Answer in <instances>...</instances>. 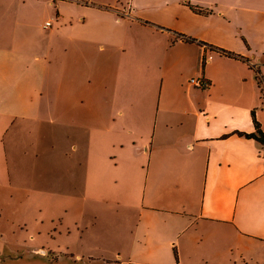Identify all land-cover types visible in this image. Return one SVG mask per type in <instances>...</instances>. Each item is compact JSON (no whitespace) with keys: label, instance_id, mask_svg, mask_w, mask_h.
<instances>
[{"label":"crops","instance_id":"crops-1","mask_svg":"<svg viewBox=\"0 0 264 264\" xmlns=\"http://www.w3.org/2000/svg\"><path fill=\"white\" fill-rule=\"evenodd\" d=\"M0 264H264V0H0Z\"/></svg>","mask_w":264,"mask_h":264},{"label":"rangeland","instance_id":"rangeland-1","mask_svg":"<svg viewBox=\"0 0 264 264\" xmlns=\"http://www.w3.org/2000/svg\"><path fill=\"white\" fill-rule=\"evenodd\" d=\"M41 140H43V137H42ZM43 144L44 143L42 142V147H43ZM44 164H45V160H42L41 164H40L41 176H40V183H39V187H40V189L42 191L47 190L48 183H49L48 175H47V167H48V165H44ZM24 185L26 187L29 186V182L27 181V179H25ZM46 200H47V198H45V199L42 198L41 199L40 208L39 209H35L32 212L31 221H33V222L36 221V220L40 221L41 222V226L48 227V225L50 224L49 222L53 218H51V212L49 210L50 207H49V204L47 203ZM25 223H27L26 219H25ZM34 232H35V235H37L36 231H34ZM28 234H30V231L25 232V236H27Z\"/></svg>","mask_w":264,"mask_h":264},{"label":"built area","instance_id":"built-area-1","mask_svg":"<svg viewBox=\"0 0 264 264\" xmlns=\"http://www.w3.org/2000/svg\"><path fill=\"white\" fill-rule=\"evenodd\" d=\"M51 25V21L50 20H47L45 22V26H49ZM189 82L193 85H196L198 87H206L209 85V82L206 78L202 77V76H195V77H191L189 79Z\"/></svg>","mask_w":264,"mask_h":264},{"label":"trees","instance_id":"trees-1","mask_svg":"<svg viewBox=\"0 0 264 264\" xmlns=\"http://www.w3.org/2000/svg\"><path fill=\"white\" fill-rule=\"evenodd\" d=\"M255 125H256V130H258L259 129V126H258V123L255 121ZM261 140H262V142H263V139L262 138H260Z\"/></svg>","mask_w":264,"mask_h":264}]
</instances>
